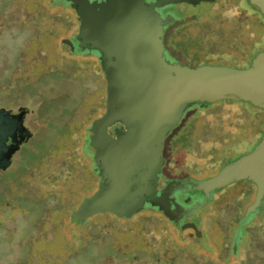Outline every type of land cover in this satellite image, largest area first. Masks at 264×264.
Wrapping results in <instances>:
<instances>
[{"label":"rangeland","instance_id":"1","mask_svg":"<svg viewBox=\"0 0 264 264\" xmlns=\"http://www.w3.org/2000/svg\"><path fill=\"white\" fill-rule=\"evenodd\" d=\"M152 1L115 0L83 13L90 19V29L91 16L98 11L130 7L157 28V19L144 6ZM243 4V0H213L199 6H168L172 13L179 6L184 16L167 22L166 32L162 31L164 57L184 68L244 69L258 28L250 29ZM234 27H242L237 35L231 32ZM79 29L77 12L65 1L0 0V108L12 114L25 111L24 125L32 134L14 154L11 166L0 171V264H46L36 260L44 252L53 256V264H191L192 260L264 264V197L260 214L244 227L236 253L231 250L235 228L255 198L256 187L248 183L235 182L216 191L189 215L186 222L195 223L200 236L146 207L131 209L128 213L137 212L128 218L110 211L93 214L84 224L73 218L79 204L107 208L149 191H166L152 200L163 205L169 194L181 197L177 191L215 176L261 139L253 131L250 104L245 112L238 104L196 107L182 113L165 138V160L153 168V179L127 191L126 181L112 176L100 188L96 175L89 188L86 185L75 195L70 169L79 164L95 171V162L83 155V146L90 130L100 124L109 98L102 63L61 43ZM81 32L83 44L96 39L90 31ZM259 47L264 49V43ZM262 129L264 123L259 132ZM65 132L77 136L65 137ZM182 135L183 146L178 140ZM51 237L55 244L48 250ZM18 241H26L22 253L1 256Z\"/></svg>","mask_w":264,"mask_h":264},{"label":"water","instance_id":"2","mask_svg":"<svg viewBox=\"0 0 264 264\" xmlns=\"http://www.w3.org/2000/svg\"><path fill=\"white\" fill-rule=\"evenodd\" d=\"M62 1L77 12L80 23L78 32L70 36V40L62 39V45L73 53L78 48L81 52L78 55L89 54L98 58L108 83L106 91L109 98L105 113L100 118V124L90 130L83 146V153L91 156L95 162L100 188L106 184L109 176L117 181L124 179L127 191L140 188L153 179V168L162 161L165 138L176 127L181 114L194 105L228 100L249 103L264 110V51L258 53L244 69L216 66L184 68L164 57L161 40L163 27L177 17L169 11L168 6L178 3L199 6L213 0L145 2L147 11L157 19V28L149 26L147 19L130 7L115 11L110 9L105 13L98 11L91 16L94 27L90 29V19H86L87 14L83 12L89 8L101 9L112 1ZM249 2L264 15V0ZM159 9L164 10L157 11ZM83 29L96 35V39L83 44L80 39ZM24 112L12 114L0 110V171L11 166L12 158L19 150V146L14 144L17 136L30 138L32 135L23 125ZM168 116L173 121H169ZM9 139L12 140L11 145H7ZM122 156L124 159L118 166V159ZM246 180L255 185L256 192L253 203L235 229L236 233L234 231L231 250L235 254L244 227L252 216L260 214L262 208L264 134L251 152L230 161L218 174L197 183L191 190L177 191L181 197H174L168 205L153 203V198L163 193L149 191L133 196L121 205L107 208H87L89 205L85 208V204H81L72 216L82 224L96 213L110 211L116 216L128 218L146 207L158 210L181 230L191 229L194 235H198L195 223L188 224L186 217L202 207L216 191ZM90 197L85 201H90ZM134 208L138 210L128 213Z\"/></svg>","mask_w":264,"mask_h":264},{"label":"trees","instance_id":"3","mask_svg":"<svg viewBox=\"0 0 264 264\" xmlns=\"http://www.w3.org/2000/svg\"><path fill=\"white\" fill-rule=\"evenodd\" d=\"M243 3H244L243 4V6H244L243 11H245L249 15V26H250V29L252 30V28L256 27L259 30V31L257 30V32H254L252 30L253 33H254V41H253V43H252V45H251V47H250V49H249V51L247 53V54L250 53V55H249L250 58L247 61V65L245 66V68H246V67H248L250 65L251 60L261 50L264 51V49H261L259 47L262 43H264V15H262L260 13V11L255 6L251 5L250 2H249V0H243ZM176 18H178V17H176ZM172 22H170V23H172ZM166 27H167V25L163 29H165ZM241 29H242V27H240V28L239 27L238 28L237 27H234L231 30V32H235L236 35H237ZM166 30H167V28H166ZM166 30H165V32H166ZM165 32H164V34H165ZM216 103H218L219 105H221V104H229V105L238 104V105L242 106L244 112L247 111L246 105L249 104V103H243V102L223 100V101L214 102V103L209 104V105H206V104H203V105H194L191 108L187 109L184 113H186L189 110H192L193 108H196V107H198V108H209L210 107L211 108L213 105H216ZM251 107H253V106L251 105ZM249 111H250V114L249 115H252L253 118H254V120H255V121L252 122V124H253V131L257 135H260L259 138H262L261 135L264 133V130L262 129V131L259 132V129L261 130V127L263 128L264 120H262V119H263L264 110H261V109H258V108L253 107V109L251 108ZM67 135H69L71 137L77 136V134H74V135L72 134L71 135V133H68V134L66 133L65 134V137ZM178 140H179V144L181 146H183V144H185L183 142L184 140L186 141L184 135L180 136V138H178ZM260 140H258V142L255 144V146L259 143ZM252 150H253V148L250 151H248V152H244V153L238 154V155L234 156L232 158V160H234V159H236V158H238V157H240L242 155H245V154L251 152ZM83 155L84 156H89V155H85L84 153H83ZM77 165H78V167L74 171L70 169V171H71L70 172V176H71V180L73 181V193H75V195H77L78 192L81 191L86 185H88L86 187L89 188L90 187L89 184L94 183L95 177L97 175V173L94 170L89 169L86 165H84L83 167H82V165H79V164H77ZM239 183H248V184L254 185L252 182L247 181V180L246 181H240ZM262 204H263V200H262ZM79 206H80V204H79ZM34 211L36 212V211H38V209H36ZM85 222H86V220L82 224H84ZM53 226L55 227V225H53ZM53 231H55V238H56V229L53 228L52 229V232ZM49 234H50V232H49ZM244 234H245V231L243 229L242 236H244ZM197 236H200V234H198ZM55 238L54 237H51V241H52L51 244L48 245L45 248H48V250L50 248H53L54 247L53 245L55 244ZM238 245H239V243H238ZM223 250H226V248L223 249ZM40 259L44 260V263H46V264H53V256L52 255H47L45 252L42 254V256H39L36 260L39 262ZM178 260H180V259L178 258L177 261ZM191 264H195L194 263V260L191 261ZM208 264H212V263H208Z\"/></svg>","mask_w":264,"mask_h":264},{"label":"flooded vegetation","instance_id":"4","mask_svg":"<svg viewBox=\"0 0 264 264\" xmlns=\"http://www.w3.org/2000/svg\"><path fill=\"white\" fill-rule=\"evenodd\" d=\"M90 2H93V1H97L98 3H101L102 2V0H89ZM110 1V0H109ZM111 1H115V0H111ZM153 2V1H152ZM179 4H186V3H178V4H175V5H179ZM188 6V4H186V7ZM179 6H177V13H175L176 14V16L178 17V18H174L172 21L173 22H178L179 20H181L182 18H183V16H184V13L183 12H181V11H179V8H178ZM73 10V9H72ZM164 9H159V10H157V11H163ZM167 14V13H166ZM165 14V15H166ZM78 23H79V21H78ZM80 24V23H79ZM168 27V26H167ZM166 27V28H167ZM166 28L164 29V30H166ZM77 33V32H76ZM165 51H166V49H165ZM165 51L163 52V53H165ZM166 54V53H165ZM164 54V56H166ZM97 60H98V62H99V59L97 58ZM100 63V62H99ZM33 74V73H32ZM103 74V73H102ZM103 77H104V79H105V82H106V78H105V75L103 74ZM0 110H1V108H0ZM19 113V112H18ZM25 113V115H26V112H24ZM14 114H17V113H14ZM25 115H24V117H23V125H24V119H25ZM24 127L27 129V127L24 125ZM28 130V129H27ZM24 137V136H23ZM28 138L27 137H24V138H20V136H17V139H16V142L14 143L15 145H18L19 146V148H20V146L27 140ZM11 143H12V140L11 139H9L8 140V142H7V145H11ZM17 153V152H16ZM15 153V154H16ZM164 147H163V149H162V159L164 158V160H165V157H164ZM232 160V159H231ZM231 160H229L228 162H230ZM162 173V172H161ZM189 190H191V188H189V189H187L186 191H189ZM159 193H163V194H165L166 193V191H158ZM216 193V192H215ZM215 193H213V194H215ZM212 194V195H213ZM212 197V196H211ZM174 198V195L171 193V194H169V199H168V201L165 203V205H168L169 203H171L170 202V200L171 199H173ZM186 201V200H185ZM189 217V215L186 217V220H187V218ZM27 241V240H26ZM26 241H24V243L23 244H20L19 243V241L18 242H16L15 243V245H13L12 246V250H6V251H4L5 253H2L1 254V256H3V257H7V258H9L10 257V255L12 254V251L14 252H17V253H22V250H24V248H22V245H23V247H24V245L26 244L25 242Z\"/></svg>","mask_w":264,"mask_h":264}]
</instances>
